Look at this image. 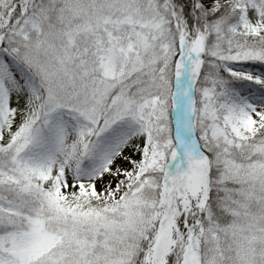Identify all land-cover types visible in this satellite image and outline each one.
<instances>
[{"label": "snow or ice", "instance_id": "obj_1", "mask_svg": "<svg viewBox=\"0 0 264 264\" xmlns=\"http://www.w3.org/2000/svg\"><path fill=\"white\" fill-rule=\"evenodd\" d=\"M0 264H264V0H0Z\"/></svg>", "mask_w": 264, "mask_h": 264}]
</instances>
